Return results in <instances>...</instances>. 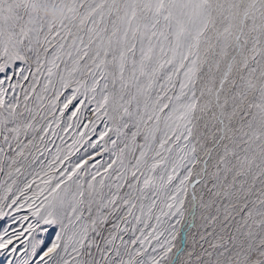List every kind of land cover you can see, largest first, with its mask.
<instances>
[{
  "label": "snow or ice",
  "instance_id": "1",
  "mask_svg": "<svg viewBox=\"0 0 264 264\" xmlns=\"http://www.w3.org/2000/svg\"><path fill=\"white\" fill-rule=\"evenodd\" d=\"M0 177V264H264V0H0Z\"/></svg>",
  "mask_w": 264,
  "mask_h": 264
},
{
  "label": "clouds",
  "instance_id": "2",
  "mask_svg": "<svg viewBox=\"0 0 264 264\" xmlns=\"http://www.w3.org/2000/svg\"><path fill=\"white\" fill-rule=\"evenodd\" d=\"M49 15H50V18L53 20L54 23H58L61 16H62V13L57 11L54 16L51 13H49Z\"/></svg>",
  "mask_w": 264,
  "mask_h": 264
},
{
  "label": "rangeland",
  "instance_id": "3",
  "mask_svg": "<svg viewBox=\"0 0 264 264\" xmlns=\"http://www.w3.org/2000/svg\"><path fill=\"white\" fill-rule=\"evenodd\" d=\"M98 128H99V126H98ZM0 179H2V177H0ZM4 255V253H0V256H3Z\"/></svg>",
  "mask_w": 264,
  "mask_h": 264
},
{
  "label": "bare ground",
  "instance_id": "4",
  "mask_svg": "<svg viewBox=\"0 0 264 264\" xmlns=\"http://www.w3.org/2000/svg\"><path fill=\"white\" fill-rule=\"evenodd\" d=\"M99 127H102V125H101V126H99Z\"/></svg>",
  "mask_w": 264,
  "mask_h": 264
}]
</instances>
